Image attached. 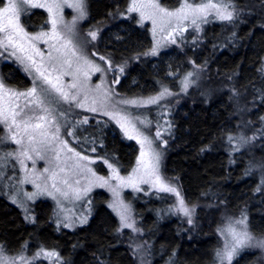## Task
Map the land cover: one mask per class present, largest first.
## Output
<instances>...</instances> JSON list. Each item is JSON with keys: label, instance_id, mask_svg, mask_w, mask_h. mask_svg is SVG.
Listing matches in <instances>:
<instances>
[{"label": "trees", "instance_id": "obj_1", "mask_svg": "<svg viewBox=\"0 0 264 264\" xmlns=\"http://www.w3.org/2000/svg\"><path fill=\"white\" fill-rule=\"evenodd\" d=\"M128 1L87 0V23L107 25L99 32L101 53L111 56V62H125L117 92L130 97L149 95L157 85L167 83L166 75L197 62L204 68L207 65L205 76L212 77L202 94L174 98L173 133L165 151L164 177L193 209L192 224L163 217L160 201L133 200L140 229L154 256L151 264L168 260L172 264H213L218 245L215 228L226 216L242 210L250 234L264 239V0L233 1L241 10L233 36L225 25H209L199 46L150 59L142 54L150 44L146 31L132 16L118 15ZM45 21L44 12L38 9L20 18L27 32L43 29ZM2 70L8 85L28 87V80L14 66L4 64ZM73 130L79 147L90 149L122 172L132 166L135 149L111 123L98 120ZM244 133L250 135L248 151L228 148V137ZM93 201L96 206L87 224L67 230L53 224L46 201L34 204L29 224L0 197V244L14 251L28 241L31 248L56 252L60 264H136L116 218L102 198L96 196ZM259 257L255 251L244 252L233 264H258Z\"/></svg>", "mask_w": 264, "mask_h": 264}, {"label": "rangeland", "instance_id": "obj_2", "mask_svg": "<svg viewBox=\"0 0 264 264\" xmlns=\"http://www.w3.org/2000/svg\"><path fill=\"white\" fill-rule=\"evenodd\" d=\"M233 1L235 0H229L227 9L233 12L231 21L219 19L216 11L211 10L207 14V22H204L203 17L198 20V28L192 25L191 17L188 20L166 17L157 14L154 9L148 7L129 12L128 9L134 0H129L125 10L119 12L118 15L125 19L132 16L135 19V24L146 31L150 44L147 52L142 54L146 59H150L171 51H183L188 46H199L203 40L204 30L209 25H225L228 27L230 35L233 36L236 31L235 23L239 21L241 14V10L236 8ZM32 2L44 5L58 4L60 7H54L51 11L48 7L29 8L27 13L35 9L44 12L46 16L44 28L34 32H27L23 29V33L14 34L13 44L8 45L7 50L0 46V111L8 109L10 114L16 105L24 107L29 98L24 96L13 97L11 93H27L34 86H37V91L41 98L45 99V107L50 110V114L35 108H33V112L36 116L46 115L47 119L52 120L53 123L51 125L45 124V128L51 134L56 127H59L60 135L59 140L55 141L53 145L30 144L22 128H11L10 130L9 125L0 123V140L3 141L0 142V197L18 209L29 224L33 222L34 204L38 201H46L51 207L50 214L53 224L58 229L67 230H75L87 224L93 213V208L96 206L93 201L94 197L102 198L103 204L116 218L118 231L123 235L124 243L136 259V264H151L154 256L151 253L149 242L145 240L140 229V220L133 207V200H137V198L142 201L155 199L161 202L158 208L163 209V217L170 216L181 222H187L185 224L187 226H189V219L192 218L191 221L193 220L194 211L185 201V206L191 210V216H185L183 212L177 210L179 203L176 194L160 192L157 190L158 186L154 187L153 185L155 176L159 175L165 184L175 187L179 192L175 184L166 181L163 173L167 142L173 133L170 121L171 110H173L172 104L174 98L183 99L184 97L190 98L202 94L201 90L203 91L212 79V77L205 76L206 70L204 69H207L208 66L206 65L204 68V65L197 62V64H190V67L183 71L178 70L176 73H170L166 75L170 83L167 81V83L157 85L149 95L137 97L122 95L117 92L116 87L120 77L124 74L125 62H111V56L107 57L101 53L98 45L99 32L107 25L99 26L87 23V0H82L85 13L82 18L80 16L81 10L70 6L79 0H32ZM149 2L150 0H135L137 5H146ZM157 2L169 11H177L185 3V0H157ZM187 2L196 6L202 2L207 3L209 0H187ZM212 2H217V0H212ZM6 4L7 0H2L0 7ZM141 12L144 13L145 17L142 22ZM53 20L56 21L55 29L53 28ZM6 23L4 17L0 16V27ZM91 32H96L95 40L90 36L89 33ZM4 37L5 33L0 32V42L7 44ZM33 37H38V39H33ZM66 45L67 47H65ZM154 48L156 54L152 55L151 52ZM73 50L75 55H72ZM13 53L15 54L13 55ZM100 57L105 59L101 60ZM4 64L12 65L18 69L21 75L28 80V87L18 88L8 85L4 80L5 74L2 70ZM54 66L55 71L52 70ZM37 67H40L42 71L48 69L53 83L58 84L63 91L70 95H76L77 101L83 107L78 106L76 102L69 104L60 99L59 95L39 77V73L36 71ZM95 67H99L101 71H95ZM121 68H123V72L120 71ZM189 73L192 75L189 76ZM57 76L60 77L59 81L56 80ZM186 77L187 87L185 88ZM72 84H76V87H69ZM165 89L170 94H165L156 103H144L152 97L159 96ZM133 100L138 103L136 105L123 103V101ZM93 108L96 111H92ZM85 119H87V123L104 120L117 128L136 152L135 160L129 169L122 172L112 164V167L109 168V162L98 158L90 149L79 147L73 138L74 134L67 135L68 132L73 133V129H78L82 124H87L82 123ZM140 121H145L147 126L141 124ZM32 122L38 121L33 119ZM10 123L11 121H9ZM121 123L125 124L129 134L135 138L129 139L125 135L120 127ZM133 125L140 130L142 135L133 131ZM158 131L160 137L157 139L156 133ZM14 134H16L17 139L23 138V147L29 150L32 159H24L23 157L17 159L6 156L7 153H14L18 156L20 152L21 145L12 141ZM143 136H147L151 140V146L147 143L143 145L145 155L142 158L144 163L141 164L138 163V160L141 159L142 146L137 140H142ZM231 137V142L229 137L227 138L228 148L240 151L249 147L250 135L244 133L243 135L235 134ZM62 142H67V148L63 147ZM33 147L39 150L40 156H36L35 152L31 151ZM69 148L72 151H68ZM153 152L159 154L158 172L154 175H148L145 165L152 163ZM57 153L59 154L58 159L56 158ZM76 153H79V157H87V159L81 160L76 156ZM20 159H24L23 165H21ZM98 166H101V171ZM95 167L98 169L96 170ZM89 168L91 171H88ZM46 169L47 171H45ZM53 173H56L54 178ZM65 180L68 181V185L63 183ZM77 180L79 184H76ZM104 181L107 183H103ZM53 183H56L62 191H68L70 195L67 198L60 195L52 187ZM84 189H88L86 194ZM74 192H79L81 198L76 199ZM48 193H52V195ZM29 196H33V198L29 199ZM180 197L182 198L181 193ZM113 204L127 206L129 223L133 225L132 228L122 227L120 216L110 206ZM160 213L161 211L158 214ZM242 217L247 218V231L250 234L249 220L242 210L233 216L222 218L217 223L214 235L217 236L218 245L213 255V264H229L227 259L221 261L217 252H224L226 244L231 242V236L226 232L222 235L218 229H226L228 225L234 224L236 220ZM81 220H86V222L81 223ZM65 223L71 226L63 227ZM236 227L238 230H244L242 225H236ZM261 241L264 239L252 236L251 241L238 249L231 264L240 257L241 253L253 251L260 256L258 264H264V247L260 246ZM0 249H2L0 257H6L10 262L15 260V264H22L21 256L27 258L31 264H56L54 258L39 257L33 260V257L41 249L53 250L40 248V246L31 248L28 241L14 251L6 250L2 244H0ZM160 264L172 263L168 260Z\"/></svg>", "mask_w": 264, "mask_h": 264}, {"label": "snow or ice", "instance_id": "obj_3", "mask_svg": "<svg viewBox=\"0 0 264 264\" xmlns=\"http://www.w3.org/2000/svg\"><path fill=\"white\" fill-rule=\"evenodd\" d=\"M2 2V0H0ZM72 7H76L80 9V16L81 18L84 16V11H83V3L82 0H79V2L70 5ZM39 7H48L49 11L52 10V8H58L60 5L58 4H52V5H44V4H39V3H33L32 0H7V4L3 7H0V16H3L4 19L7 21V23L3 26L0 27V32L5 33L4 39L7 41V44H3V42H0V46L5 47V50H7L8 45L13 44V36L14 34H19L23 33V28L20 26V16L22 14H26L29 8H39ZM152 8L156 11L157 14H160L162 16L166 17H177L178 19L181 20H188L189 17H191V23L192 25L196 26L197 28L199 27L198 25V20H200L202 17L204 18V22L206 21L207 14L211 10L216 11V15L219 19L221 20H229L231 21L233 19V12L228 11L229 7V0H217V2H212V0H209L207 3H200L199 5L194 6L191 3H188L187 0H185V3L181 5V7L177 11H169L162 7L160 3L157 2V0H150V2L146 5H137L135 3V0L133 4L129 7L128 11L129 12H134L139 10L140 8ZM144 13L141 12V22L144 19ZM155 23V21H153ZM55 24L56 21L53 20V28L55 29ZM90 36L92 37L93 40L96 39V32H91L89 33ZM26 35V34H25ZM33 39H38V37H33ZM173 42H175L173 40ZM70 43V42H69ZM67 47V45L65 46ZM59 51V49H57ZM15 53H13L14 55ZM75 51H72V55H75ZM152 55L156 54V49L154 48L151 52ZM29 59H31L29 57ZM101 60H104V57H100ZM23 63V60H21ZM33 64H35V61H33ZM53 71L56 70L55 66L52 69ZM95 71L99 72L101 69L99 67H95ZM36 71L39 73V77L44 81V83L48 84L50 88L55 91L60 99H62L66 103H73L76 102L78 106L83 107L82 104H80L77 101L76 95H70L68 92L63 91L62 87L58 86V84L53 83L52 79L50 78L51 73L48 71V69H44L43 71L41 70L40 67H37ZM121 72H123V68L120 69ZM67 74V73H63ZM192 74L189 73V76ZM56 80L59 81L60 77L57 76ZM69 87L75 88L76 84H72ZM99 87V86H98ZM187 87V77L185 78V88ZM43 91V90H41ZM165 94H170L167 93V89H165L164 92L160 93L159 96L157 97H152L148 101L144 103H156L159 99H162ZM13 97L17 96H24L26 98H29L27 100V103L24 105V107H20L19 105H16L12 110L11 113L9 114L8 109H4L0 111V123H4L6 125H9V128H17L23 129L24 134L27 136L28 142L30 144H41V145H53L55 141L59 140V135H60V129L59 127L55 128L54 132H49L45 128V124L51 125L53 123L52 120L47 119L46 115H39L36 116L35 113L33 112V108L35 109H40L44 113H49L50 110L45 107V99L41 98V95L37 91V86H34L32 89H30L27 93H11ZM125 104H132L136 105L138 102L133 100V101H123ZM92 111H96L95 108L91 109ZM31 113V114H30ZM107 114V113H105ZM33 119H35L36 123H33ZM9 121L11 123L9 124ZM82 123H87V119L82 121ZM119 123V121H118ZM141 124H145V121H140ZM121 129L125 132V135L128 136L129 139L135 138L133 135L129 134L126 126L124 123L120 124ZM133 131L136 132L138 135H142L139 129L135 128L133 125ZM73 133L68 132L67 135H72ZM39 137V139H38ZM160 137V132L158 131L156 133V138L158 139ZM232 137H229V141L231 142ZM12 141L18 145H21L20 152L18 156L14 153H7L6 156H12L14 158L19 159L20 157H23L24 159H32V156L29 154V150L23 147V138L17 139L16 134L12 136ZM0 142H3L0 140ZM138 143L141 144L142 146V151H141V159L138 160V163L143 164V156L145 155V152L143 151V145L147 143L149 146H151V140L148 139L147 136H143V139H138ZM63 147L67 148V142H62ZM32 152H35L36 156H40V152L37 148L33 147L31 149ZM68 151H72V149H68ZM95 151V149H93ZM76 156L79 157V153H76ZM56 158H59V154L57 153ZM81 160H86L87 157H79ZM24 159H20L21 165L24 163ZM158 161H159V154L153 152L152 153V163L150 165H145L147 169V174L148 175H154L158 172ZM94 163V161H92ZM107 162V161H105ZM109 168L112 167L111 164L108 165ZM47 171V169L45 170ZM88 171H91L89 168ZM115 171V169H113ZM56 173H53V178L55 177ZM95 175V173H93ZM118 178V177H116ZM65 185H68V181L65 180L63 181ZM103 183H107V181H104ZM76 184H79V181H76ZM154 187H157V190L160 192H169V193H174L178 197V211L183 212L185 216H191V210L185 206L183 198L180 197V193L177 191L175 187H172L168 184H165L159 175L155 176V181H154ZM39 187V186H38ZM52 187L56 190V192L60 193V195L64 197H68L70 193L68 191H62L59 187H57L56 183H53ZM71 187V185H69ZM88 189H84V193L86 194ZM49 195H52V193H48ZM76 199H80V193L79 192H74ZM33 196H29V199H32ZM113 207V209L117 212V214L120 216L121 220V225L122 227H128L132 228L133 225L129 223V215H128V208L127 206L123 204H113L110 205ZM247 218L242 217L241 219H238L234 222V224L228 225L226 229H218V231L221 232V234L228 233L231 236V242L229 244H226L224 252H217V256L221 261L227 259L229 264H231L233 256L237 253L238 249L245 246L248 241L252 240V236L248 233L247 231ZM81 223H85L86 220H81ZM191 219H189V223H191ZM236 225H242L243 226V231L238 230ZM70 224H63V227H70ZM135 230V229H133ZM227 239V237H226ZM260 246L264 247V241L260 242ZM2 251V249H0ZM43 257L45 259H55L56 264H60V257L59 255L54 252V251H45L44 249H41L39 252L36 253V255L33 257V260ZM20 260L22 264H31L30 261L27 260V258L21 256ZM0 264H15V260H12L11 262L8 260L6 257H0Z\"/></svg>", "mask_w": 264, "mask_h": 264}]
</instances>
